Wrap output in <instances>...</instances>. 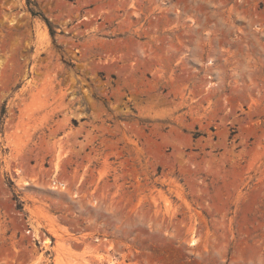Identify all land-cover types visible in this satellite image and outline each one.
I'll list each match as a JSON object with an SVG mask.
<instances>
[{
    "label": "rangeland",
    "instance_id": "rangeland-1",
    "mask_svg": "<svg viewBox=\"0 0 264 264\" xmlns=\"http://www.w3.org/2000/svg\"><path fill=\"white\" fill-rule=\"evenodd\" d=\"M110 5L0 0V264H264V0Z\"/></svg>",
    "mask_w": 264,
    "mask_h": 264
},
{
    "label": "bare ground",
    "instance_id": "bare-ground-1",
    "mask_svg": "<svg viewBox=\"0 0 264 264\" xmlns=\"http://www.w3.org/2000/svg\"><path fill=\"white\" fill-rule=\"evenodd\" d=\"M100 1H108L109 3H111V5H114L115 6V8H116V11L118 12V14H117V17L118 18H121V20H123L122 21V23H120L121 25H124V24H126V23H129V24H131L130 23V21L132 22V20H131V15L132 14H130L131 12H128L127 11V6H128V4H129V2H130V0H100ZM180 2V1H179ZM189 2V1H188ZM187 2V3H188ZM181 3H183V2H181ZM185 3V2H184ZM110 5V6H111ZM176 5V4H175ZM178 5H180V4H178ZM182 5H184V4H182ZM190 5V4H189ZM177 6V5H176ZM186 6V5H185ZM177 7H179V6H177ZM173 8V7H172ZM182 8V7H181ZM188 8V7H187ZM191 8V7H190ZM189 8V9H190ZM177 9V8H176ZM176 9H175V11H173L172 13L174 14V15H176V16H178L177 15V13H176ZM179 10H183V8L182 9H179ZM179 10H177V11H179ZM196 11V10H195ZM183 12H184V10H183ZM180 14H182V13H180ZM179 14V15H180ZM188 14V13H187ZM196 14H194V16H195ZM151 16V15H150ZM188 16H189V14H188ZM256 16V15H255ZM153 17H154V15H153ZM156 17V16H155ZM123 18V19H122ZM136 18V17H135ZM139 18V17H138ZM190 18H193V17H191L190 16ZM260 18V17H259ZM112 19V18H111ZM134 19V18H133ZM150 19V18H149ZM195 19V18H194ZM198 19V18H197ZM196 19V20H197ZM136 21H137V19H136ZM135 21V22H136ZM139 21V20H138ZM148 22H149V26L150 25H152L153 23H152V21H150V20H147ZM155 20H153V22H154ZM186 21V20H185ZM191 22H193L192 20H188V22H185L184 24H185V28L183 29L184 30V32H182V34L184 33H187V31H188V29H190V28H192L190 25H192V24H190ZM196 22V21H195ZM198 22V21H197ZM155 23V22H154ZM194 23V22H193ZM209 23V22H208ZM132 24H134V21H133V23ZM131 24V25H132ZM202 24V23H201ZM131 25H129V28L131 27ZM196 25H198V24H196ZM195 25V26H196ZM199 26V25H198ZM202 27V26H201ZM205 27V26H204ZM207 27V26H206ZM145 28H148V29H150L149 27H144V29ZM155 28V27H154ZM139 29V28H138ZM143 29V30H144ZM152 29V28H151ZM145 31H147V29H145ZM196 32H198V31H196ZM140 33V32H139ZM146 33V32H145ZM181 34V33H180ZM183 34V35H184ZM189 35V34H188ZM182 37V36H181ZM190 37V36H189ZM178 38V37H177ZM180 38V37H179ZM163 40V39H162ZM134 42V41H133ZM145 51V50H144ZM143 55V54H142ZM62 155H57L56 156V158H55V163H54V166H53V169H54V172L58 169V167H59V164H61L62 163V160H64L62 157H61ZM62 158V159H61ZM69 160V159H68ZM64 162H65V160H64ZM60 168V167H59ZM18 171V170H17ZM22 184H24V185H26V184H28V181H23L22 182ZM58 186H60L61 188H63L64 187V189H66V185H65V183H62V182H57L55 179H53L52 181H51V183L49 184V188H50V190H53V189H55L56 187H58ZM34 236H36V234H35V232H34ZM38 236V235H37ZM191 243H193L194 244V239H192L191 240ZM41 244H48L47 243V241L46 240H43L42 242H41ZM107 264H117L116 263V260L113 258L112 260H110Z\"/></svg>",
    "mask_w": 264,
    "mask_h": 264
}]
</instances>
